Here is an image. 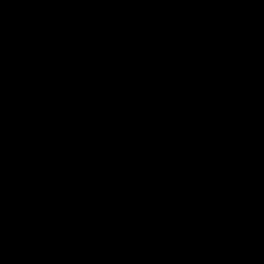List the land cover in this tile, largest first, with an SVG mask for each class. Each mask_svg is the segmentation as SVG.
<instances>
[{"label":"water","instance_id":"95a60500","mask_svg":"<svg viewBox=\"0 0 264 264\" xmlns=\"http://www.w3.org/2000/svg\"><path fill=\"white\" fill-rule=\"evenodd\" d=\"M0 264H264V0H0Z\"/></svg>","mask_w":264,"mask_h":264}]
</instances>
